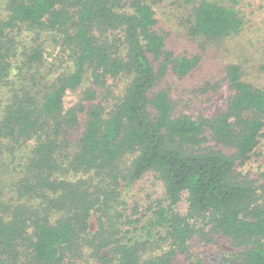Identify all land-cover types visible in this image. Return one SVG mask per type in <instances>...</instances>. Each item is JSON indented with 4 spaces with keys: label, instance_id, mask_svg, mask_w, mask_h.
I'll return each instance as SVG.
<instances>
[{
    "label": "trees",
    "instance_id": "16d2710c",
    "mask_svg": "<svg viewBox=\"0 0 264 264\" xmlns=\"http://www.w3.org/2000/svg\"><path fill=\"white\" fill-rule=\"evenodd\" d=\"M178 1L191 14L187 29L191 37L225 45L264 30L253 28L250 19L258 7L253 1L264 0ZM151 3L11 0L7 13L0 16V162L22 140L35 143L21 169L24 176L16 182L17 196L9 198L14 203L0 202V207H9L2 212L5 218L0 216V264H14L22 245L30 254L23 264H65L66 249L88 227L90 211L96 207L101 222L111 207L107 198L101 202L96 191L81 186L105 173L135 181L150 171L162 183L163 200L145 211L134 209L107 236L95 232L99 236L92 243L94 264H174L177 253H186L183 264H264V188L260 191L234 176L264 134V64L251 66L249 73L254 75L239 62L225 67L232 95L225 110L210 120L175 115L169 92L159 82L169 64L183 77L200 59L186 55L172 59ZM21 27L56 37L70 65L54 73L40 63V46L22 50L17 69L21 73L26 66L37 67L38 77L32 75L22 93H13L10 103H4L2 89L16 81L9 85ZM87 73L97 87L85 88L79 101L64 108L66 91L79 88ZM119 75L130 78L128 85L104 115L94 103L98 88ZM81 114L85 122L76 148L57 156L66 142L64 134L74 129ZM207 129L220 148L205 145ZM126 154L133 159L123 175L119 165ZM85 174H90L86 180L75 181ZM182 195L184 214L177 210ZM25 207L47 210L32 221L33 211ZM51 214L58 217L50 221ZM199 216L235 248L216 255L189 253L191 221ZM163 245L168 248L153 254Z\"/></svg>",
    "mask_w": 264,
    "mask_h": 264
},
{
    "label": "rangeland",
    "instance_id": "374dc122",
    "mask_svg": "<svg viewBox=\"0 0 264 264\" xmlns=\"http://www.w3.org/2000/svg\"><path fill=\"white\" fill-rule=\"evenodd\" d=\"M10 1L0 0V16H4L7 13ZM151 4L156 13L157 27L164 37L166 49L173 56L172 59L176 55L197 56L200 59L197 66L183 77L177 76L170 66L172 64H169L166 75L161 78L159 86L166 87L168 90L175 115L186 114L193 118L200 116L210 120L225 110L228 99L232 95L225 78V67L229 63L239 62L247 68L246 71L249 73L251 66L264 64V30L260 29L261 26H264V1H253V4L258 7L251 8L253 13L250 15L253 28L260 29V32L254 34L251 31L244 37L227 42L225 45H217L216 42L210 40L189 36L187 29L190 23L189 15L191 14L178 0H163L161 2L160 0H152ZM47 33L21 27L17 39V55L14 58L16 60H13L9 76V85L14 83V80L16 81L10 88L4 87L2 89L5 93L4 103H10V96L13 93L21 94L22 89L30 84L33 76L35 80L38 77L37 67L32 69L26 66L21 73L17 69L16 61L23 59L22 50L30 51L31 47L40 46L42 55L40 63L51 66L55 71L54 73H59L63 67L70 65L68 53L61 50L58 39L53 35L49 36ZM39 42L42 45L38 44ZM24 46L26 47L25 49H23ZM67 59L68 61L65 62ZM36 64L38 62L33 63V65ZM129 79L127 75L108 78L106 87L104 85L98 88V98L94 103L103 108L104 115H107L112 110L123 95ZM90 86L97 87L91 82L89 73H87L79 88L66 91L63 100L64 108H68L79 101L82 91ZM80 117V121L74 129L64 134L66 142L62 144L64 146L60 147L56 153L57 156L66 152L70 153L76 148L85 122L84 115L81 114ZM206 132L208 139L205 145L220 148L221 146L216 145L212 139L210 130L207 129ZM34 144L33 139L22 140L18 145L11 147L7 151V157L0 162V202H7L10 206L14 203H11L12 200H9V198L17 196L15 192L17 189L16 182L24 176L21 169L27 163ZM222 150L225 152L231 151L229 148H223ZM61 158L62 156L58 157L59 160ZM132 159V154H126L120 159L119 168L124 173L123 175H126V169L130 166ZM89 175H78L75 181L81 178L86 180ZM234 176L238 181L254 183L260 191L262 186L264 188V134L251 157L244 164L238 165L234 171ZM94 185L100 187L94 189ZM81 188L88 189L91 192L96 191V196L99 200L103 202V199L107 198V204L111 207H108V214L104 215L101 222L99 221L100 211L96 207L90 211L87 221L88 227L80 234L77 243L66 249L65 264H94V257L91 256L92 243L99 236H95V232L104 231V235L107 236L108 233L118 229L124 221L123 218L129 216L134 209L145 211L149 206L155 205L164 198L162 183L156 173L151 171L135 181H127L118 177V175L112 178L108 173H105L94 178L90 183L81 186ZM25 208L33 211L30 216L32 221L42 217L47 210L46 207ZM8 209L0 207V216L5 218L2 212ZM186 209L185 198L182 195L177 210L184 214ZM57 217L58 215L51 214L49 218L50 221H54ZM191 223L193 232L188 241L187 251L189 253L206 252L216 255L219 252L235 248V245L226 235L212 229L211 225L207 224L203 217L193 218ZM167 248L168 246L163 245L160 249H155L153 254H160ZM185 256L186 253H177L173 259L174 264H183ZM29 257V252L22 245L17 248V254L13 258V262L14 264H23L28 262Z\"/></svg>",
    "mask_w": 264,
    "mask_h": 264
}]
</instances>
